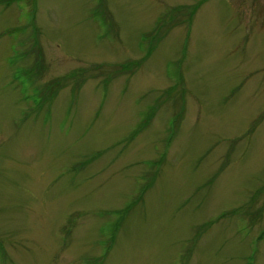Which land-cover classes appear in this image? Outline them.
I'll return each mask as SVG.
<instances>
[{
  "label": "rangeland",
  "instance_id": "374dc122",
  "mask_svg": "<svg viewBox=\"0 0 264 264\" xmlns=\"http://www.w3.org/2000/svg\"><path fill=\"white\" fill-rule=\"evenodd\" d=\"M0 264H264V0H0Z\"/></svg>",
  "mask_w": 264,
  "mask_h": 264
},
{
  "label": "trees",
  "instance_id": "16d2710c",
  "mask_svg": "<svg viewBox=\"0 0 264 264\" xmlns=\"http://www.w3.org/2000/svg\"><path fill=\"white\" fill-rule=\"evenodd\" d=\"M35 60H36V59H35ZM37 62L40 63L41 61L38 60ZM35 63H36V62H35ZM33 68H35V67L33 66V67L30 68L29 70H30V71H33V70H34ZM33 72H34V71H33ZM41 90H43V89H41ZM44 92H45V91H44Z\"/></svg>",
  "mask_w": 264,
  "mask_h": 264
}]
</instances>
